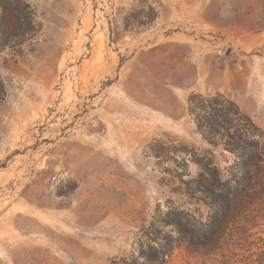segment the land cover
Instances as JSON below:
<instances>
[{
  "label": "rangeland",
  "instance_id": "rangeland-1",
  "mask_svg": "<svg viewBox=\"0 0 264 264\" xmlns=\"http://www.w3.org/2000/svg\"><path fill=\"white\" fill-rule=\"evenodd\" d=\"M0 264H264V0H0Z\"/></svg>",
  "mask_w": 264,
  "mask_h": 264
},
{
  "label": "trees",
  "instance_id": "trees-1",
  "mask_svg": "<svg viewBox=\"0 0 264 264\" xmlns=\"http://www.w3.org/2000/svg\"><path fill=\"white\" fill-rule=\"evenodd\" d=\"M194 99V98H193ZM192 99V100H193ZM216 101V100H215ZM253 125V124H252ZM198 128H199V130L200 131H203V129H206L207 130V132H212V131H214V127H213V125H207V126H205V125H203V124H201V122L199 121L198 122Z\"/></svg>",
  "mask_w": 264,
  "mask_h": 264
},
{
  "label": "water",
  "instance_id": "water-1",
  "mask_svg": "<svg viewBox=\"0 0 264 264\" xmlns=\"http://www.w3.org/2000/svg\"><path fill=\"white\" fill-rule=\"evenodd\" d=\"M230 52H231V49H229L226 54L228 55Z\"/></svg>",
  "mask_w": 264,
  "mask_h": 264
}]
</instances>
